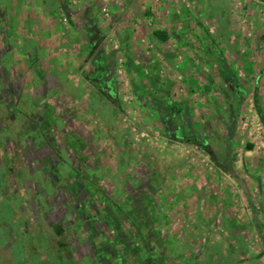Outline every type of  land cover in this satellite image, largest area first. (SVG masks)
I'll return each instance as SVG.
<instances>
[{
    "label": "rangeland",
    "instance_id": "obj_1",
    "mask_svg": "<svg viewBox=\"0 0 264 264\" xmlns=\"http://www.w3.org/2000/svg\"><path fill=\"white\" fill-rule=\"evenodd\" d=\"M72 1L78 9L66 16L63 0H0V264H105L78 240L85 224H70L52 244L51 229L33 218L37 186L46 220L102 217L106 209L110 218L96 224L107 234L127 198L139 199L135 223L143 246L157 245L154 264H264V121L243 81L256 76L246 54L254 35L246 11L233 32L241 38L235 59L243 80L217 89L221 101L174 76V88L165 83L162 92L183 112L161 122L157 98L145 91L153 78L172 76L162 54L152 72L154 46L145 38L139 58L122 51L110 0ZM92 8L102 26L88 41L81 18ZM139 70L149 79H139ZM220 102L230 107L224 115L215 110ZM38 122L43 143L26 132ZM186 138L202 147L179 141ZM61 164L66 177L51 187L47 176ZM71 165L77 182H89L90 203L71 201ZM121 226L124 234L128 223Z\"/></svg>",
    "mask_w": 264,
    "mask_h": 264
},
{
    "label": "crops",
    "instance_id": "obj_2",
    "mask_svg": "<svg viewBox=\"0 0 264 264\" xmlns=\"http://www.w3.org/2000/svg\"><path fill=\"white\" fill-rule=\"evenodd\" d=\"M70 1L61 2L66 16L76 8L74 1ZM110 1L114 8L112 18L121 25L118 33L127 56H142L139 42L145 38L154 46L147 67L152 72L158 71L153 57L162 54L166 69L172 74L164 82L170 86V90L176 82L174 76H179L180 83L188 90L201 89V96L217 94L220 100L224 98L220 92H215L217 89L229 87L230 83L233 89L240 83L239 80H243L236 75L240 65L235 59L239 55L236 51L241 38H234L236 35L233 32L237 31L241 12L246 11L247 22L253 25L254 30L246 54L252 58L250 69L256 76L253 80H243L244 87L248 93L253 92L256 97L254 101L261 105L263 112L260 117H264V17L260 15V10H264V0H187V5L180 0ZM236 1L240 6H237ZM95 10L89 9L83 17L77 15L82 17L81 24L87 26L90 36H95L94 30L101 31L102 26L93 15ZM46 19L43 18V21ZM153 32H161L159 38L166 37L167 41H159ZM205 87H210L212 91L207 93ZM230 97L233 99L236 94ZM231 99L227 97L228 101ZM229 108V105L220 102L215 110L224 115ZM263 117L261 119L264 121Z\"/></svg>",
    "mask_w": 264,
    "mask_h": 264
},
{
    "label": "trees",
    "instance_id": "obj_3",
    "mask_svg": "<svg viewBox=\"0 0 264 264\" xmlns=\"http://www.w3.org/2000/svg\"><path fill=\"white\" fill-rule=\"evenodd\" d=\"M1 19H0V28L3 29L2 27V23H1ZM5 30V27H4ZM159 34H162L161 32H153V35L162 42H166L167 38H159ZM88 41L92 40V36L88 35ZM6 41V40H5ZM7 44V42H5ZM125 49H123L122 47V51H124ZM139 73L138 77L139 79L143 80V79H149V76H147V74H145L144 72H137L136 75ZM182 78V76H181ZM183 83V82H182ZM164 87V83L158 81L157 79L153 78L152 82H150L149 87H150V91L147 92L145 91V94H151L152 97L157 98V108L159 109L158 112V117L160 118V120H162L161 122H163V116L166 114L167 115V120H170L173 118V116L177 115L179 116L181 114V112H183V106L181 104L176 105L175 103H173V101L171 100L172 98L169 97V92H167V95L165 92H162V87ZM138 87H140V85H138ZM206 89L204 91H206L207 93L211 92L212 89L210 87H205ZM201 90V89H199ZM192 91V90H190ZM147 94V95H148ZM162 94V96H161ZM165 94V95H164ZM164 95V97H163ZM140 97V96H139ZM152 98V99H155ZM151 99V100H152ZM17 101V100H16ZM15 101V102H16ZM153 101V100H152ZM8 102L10 105H14V103H10ZM154 102V101H153ZM256 104V109L258 110V113L262 114V109H261V105L259 103H255ZM9 105V106H10ZM185 111V109H184ZM6 112H8L9 114H11V112L7 109ZM167 112V113H166ZM54 125V124H53ZM35 128L37 129L36 132L33 133V131L30 128H27L26 132H28L31 135H33V140L35 143V137H37L38 140H41L40 143L44 142V136H43V132H44V128H41L39 122L37 124V126H35ZM27 133V134H28ZM41 135V136H40ZM28 137V136H27ZM179 141H184L190 144H195L199 147H202L200 144H198L197 142L191 140L190 138H186L185 140L180 139ZM37 144V143H36ZM249 149H251V146H249ZM58 155V154H57ZM59 158V157H58ZM58 170H56L55 168L54 171H52L51 173H49V175L47 176L48 179H50V185L51 187H54L59 178L62 179L64 177H66V170H63L64 165L61 164V167L57 166ZM72 165L69 167V174L67 176L68 179H70V182H68L67 184V189L69 190V193L71 194L70 199L73 203H76L74 201H77L80 206L84 205L85 202L90 203V201L92 200L91 198L94 196V194H91L88 190H87V185H88V181H84L82 180V183L77 182V179H80V174L78 172V170L76 171L75 168L72 169ZM61 169V170H59ZM56 171V172H55ZM71 171V172H70ZM54 174V175H53ZM140 190V188L138 189ZM137 190V192H139ZM90 193L88 195H86V193ZM43 193L44 190L41 187H38L33 191V196H32V203H31V208H32V212H33V218L35 219V223L37 224V220H43V224H40L39 227H41L42 230L46 229L49 227V229H51V237L53 238L54 242L52 244H56L58 242V238L62 233H65L66 231V227L70 228V224H75V223H79L80 226L85 224L86 230L85 231H80V238L78 240L81 241V244H84L85 241H87L86 246L89 248V250H94L95 252H92L93 255L92 256H96L97 259H102V261H104L105 264H154V263H158L159 262V258H158V253L156 252V244H149V245H145L143 246L142 241L140 242V240L142 239V232L140 230V227L138 226L137 223H135V220L137 219V213L140 211L139 207H140V202L138 201L139 199H128V203L127 206L122 208L123 210H119L116 211L117 214V219L116 221H112V222H108L109 225H106L105 227L110 228V233H106L102 230L103 226H98L99 222H105L106 219L110 218V213H108V216H106V209L101 210L102 212L105 213V216H98L97 214H94L90 217L86 216L85 213L79 215L77 218L72 219L71 221H67L66 218L64 216L59 217V219L57 220H46L45 218V214L48 212L49 207L43 197ZM40 196L42 195V201H37L35 196ZM129 204V205H128ZM80 206L79 208L75 209V212L80 210ZM72 207V206H71ZM96 210V208H95ZM44 216V219L43 217ZM119 218L121 219L119 221ZM122 221H126L128 223V228L126 230H124V234L121 233V223ZM98 223V224H96ZM123 230V229H122ZM25 232V231H24ZM71 235L73 234V237L75 238V234L76 232L73 233V231H71ZM88 232L86 236V233ZM67 233V232H66ZM83 236H85L84 238H81ZM129 238L131 240L130 243H127L126 239ZM78 242V241H77ZM79 243V242H78ZM52 247V246H51ZM53 248V247H52ZM100 251V253H99ZM106 252L105 257L103 256L104 253ZM102 257V258H100ZM109 258V259H107ZM163 263V262H162ZM161 263V264H162Z\"/></svg>",
    "mask_w": 264,
    "mask_h": 264
}]
</instances>
